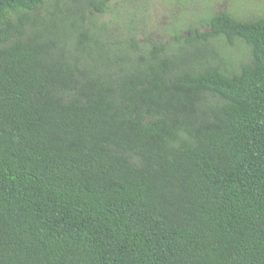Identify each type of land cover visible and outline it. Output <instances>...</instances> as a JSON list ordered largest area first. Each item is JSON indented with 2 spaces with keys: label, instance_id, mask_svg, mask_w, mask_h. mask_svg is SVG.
Instances as JSON below:
<instances>
[{
  "label": "trees",
  "instance_id": "16d2710c",
  "mask_svg": "<svg viewBox=\"0 0 264 264\" xmlns=\"http://www.w3.org/2000/svg\"><path fill=\"white\" fill-rule=\"evenodd\" d=\"M110 2L0 0V264H264V16L143 46Z\"/></svg>",
  "mask_w": 264,
  "mask_h": 264
},
{
  "label": "rangeland",
  "instance_id": "374dc122",
  "mask_svg": "<svg viewBox=\"0 0 264 264\" xmlns=\"http://www.w3.org/2000/svg\"><path fill=\"white\" fill-rule=\"evenodd\" d=\"M50 3L43 14L55 10ZM229 13L239 20L264 16V0H111L107 12L92 14L88 9L86 22L104 38L121 41L135 38L141 45L173 43L177 36L187 37L191 30L206 32L207 20L214 15ZM220 64L227 74L239 71L251 58L249 46L237 39L215 42Z\"/></svg>",
  "mask_w": 264,
  "mask_h": 264
}]
</instances>
